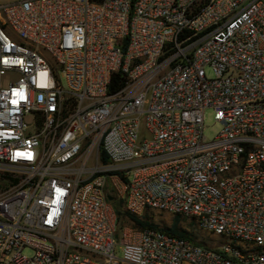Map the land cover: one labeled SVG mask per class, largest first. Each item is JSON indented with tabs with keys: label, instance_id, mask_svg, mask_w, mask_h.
I'll return each mask as SVG.
<instances>
[{
	"label": "built area",
	"instance_id": "1",
	"mask_svg": "<svg viewBox=\"0 0 264 264\" xmlns=\"http://www.w3.org/2000/svg\"><path fill=\"white\" fill-rule=\"evenodd\" d=\"M0 264H264V0L0 3Z\"/></svg>",
	"mask_w": 264,
	"mask_h": 264
},
{
	"label": "rangeland",
	"instance_id": "2",
	"mask_svg": "<svg viewBox=\"0 0 264 264\" xmlns=\"http://www.w3.org/2000/svg\"><path fill=\"white\" fill-rule=\"evenodd\" d=\"M13 0H0V3H7ZM205 72L207 76H212V71L210 67L205 68ZM62 84L65 86V79L64 76L61 75ZM221 126L213 119V112L210 108L205 110V118H204V130L203 134L207 139H212L220 130ZM113 208L115 212L119 211L117 225L121 228L124 225H130L132 227L137 228L138 230L141 229L140 226L133 223L124 213L127 210L124 204L121 201L114 200L112 202ZM128 211V210H127ZM129 212V211H128ZM145 214L149 216V219L152 220L154 223L157 224L159 228H166L172 224L173 218L177 215L178 222L177 226L180 230H184L185 232L191 234L194 239L199 241L200 243H209L215 245L223 240V237L219 234L211 232L205 228L200 227L195 217L186 216L181 214H174L165 210H159L155 208H148L143 211L142 214L138 215L143 217ZM118 239V234H117ZM25 252H30V249H25ZM116 255L121 256L120 249H116Z\"/></svg>",
	"mask_w": 264,
	"mask_h": 264
},
{
	"label": "trees",
	"instance_id": "3",
	"mask_svg": "<svg viewBox=\"0 0 264 264\" xmlns=\"http://www.w3.org/2000/svg\"><path fill=\"white\" fill-rule=\"evenodd\" d=\"M91 1L101 2L102 0H91ZM124 81H125V77L121 71H117V72L113 73L111 76L110 84H109V92H114L117 89H119L120 87H122L124 84ZM104 158H105V155H104ZM124 213L133 223L137 224L141 228H145V227L159 228L156 223H154L152 220L149 219V216L147 214H145L143 217H140L136 214H132V213L128 212L127 210H125ZM118 216H119V211L116 212V218H118ZM178 218L179 217L177 215H175L173 218L172 224L166 228H161V229H164V230H166L170 233H173V234H177L180 236H186V237H189L191 239H194V237L191 234L185 232L184 230H180L178 228V226H177ZM117 221H118V219H117Z\"/></svg>",
	"mask_w": 264,
	"mask_h": 264
},
{
	"label": "water",
	"instance_id": "4",
	"mask_svg": "<svg viewBox=\"0 0 264 264\" xmlns=\"http://www.w3.org/2000/svg\"><path fill=\"white\" fill-rule=\"evenodd\" d=\"M108 199H112V196L111 195H108Z\"/></svg>",
	"mask_w": 264,
	"mask_h": 264
},
{
	"label": "crops",
	"instance_id": "5",
	"mask_svg": "<svg viewBox=\"0 0 264 264\" xmlns=\"http://www.w3.org/2000/svg\"><path fill=\"white\" fill-rule=\"evenodd\" d=\"M114 200L112 199L111 202H113Z\"/></svg>",
	"mask_w": 264,
	"mask_h": 264
}]
</instances>
